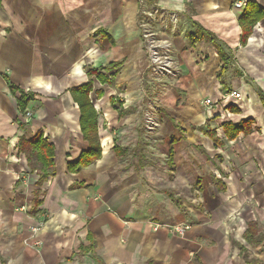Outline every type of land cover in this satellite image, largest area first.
I'll return each instance as SVG.
<instances>
[{
	"label": "crops",
	"instance_id": "0c3cea01",
	"mask_svg": "<svg viewBox=\"0 0 264 264\" xmlns=\"http://www.w3.org/2000/svg\"><path fill=\"white\" fill-rule=\"evenodd\" d=\"M236 1L0 0V264H264V241L246 240L264 233V19L243 42ZM199 29L231 58L226 87L214 44L189 40ZM148 46L181 71L150 125L130 90ZM113 63V85L89 75ZM89 82L101 157L70 170L91 149L72 93ZM38 135L54 150L46 179L20 150Z\"/></svg>",
	"mask_w": 264,
	"mask_h": 264
},
{
	"label": "trees",
	"instance_id": "16d2710c",
	"mask_svg": "<svg viewBox=\"0 0 264 264\" xmlns=\"http://www.w3.org/2000/svg\"><path fill=\"white\" fill-rule=\"evenodd\" d=\"M264 19V8L258 6L255 2L247 1L244 13L240 18L239 22L243 29L242 41H246L248 37L252 34L253 28ZM210 40L214 46L217 48L218 54L222 58L223 66L218 74V79L220 83L226 87L227 82L225 78V73L231 65V58L225 52V50L216 43L215 38L212 34L199 29L196 33L189 35V40L192 45L196 44L202 40ZM123 63H113L102 69H94L89 72V75L96 76L102 84L113 85L116 75L121 69ZM12 91L15 90L13 85H10ZM93 90V85L91 82L73 90V97L76 103H78L81 110V129L84 138L88 140L91 144V149L84 152L77 162L69 164L70 170H74L81 166H86L90 163L92 159H98L101 157V146L99 143V138L97 134V112L90 100V93ZM261 101L264 105V91L258 90ZM32 100V96L28 94H23L18 102L19 110L21 113H25L28 103ZM231 110H236V108H231ZM250 120H243L237 125L226 123L224 125L226 135L229 139L236 138L241 132L245 133V125L249 123ZM230 128H233V133H230ZM208 134L217 141L215 133L209 131ZM20 150L26 155L28 159V164L32 169L41 170L43 172L42 179H46L49 175L54 174V150L53 146L43 140L40 135L35 138L26 141L22 140L20 144ZM246 240L251 245H258L264 241V233H259V230L251 225L246 233Z\"/></svg>",
	"mask_w": 264,
	"mask_h": 264
},
{
	"label": "rangeland",
	"instance_id": "374dc122",
	"mask_svg": "<svg viewBox=\"0 0 264 264\" xmlns=\"http://www.w3.org/2000/svg\"><path fill=\"white\" fill-rule=\"evenodd\" d=\"M156 39L161 41L160 38ZM147 40V43H149V39ZM169 52L170 48H159L154 50L148 46V48H146L147 65L138 76H135L136 80L130 85V90L133 92L132 94L136 96V98L140 97V101L137 102L142 110L140 119L148 125H150V122H155L157 113L156 107L160 106V97L163 91L173 87L178 82L181 75L178 65L174 62L166 67L167 70L165 69V64L170 61L168 58L166 59V57L170 56ZM159 68H163V70ZM111 92L112 94L114 92L115 96L119 94L117 90H112ZM204 100H202L203 105ZM101 104L102 102L97 103V105Z\"/></svg>",
	"mask_w": 264,
	"mask_h": 264
},
{
	"label": "built area",
	"instance_id": "2783aa9c",
	"mask_svg": "<svg viewBox=\"0 0 264 264\" xmlns=\"http://www.w3.org/2000/svg\"><path fill=\"white\" fill-rule=\"evenodd\" d=\"M246 3L245 1H242V0H239V1H236L234 3V7L235 8H238V9H242L246 6ZM165 69L166 67H168V65H165L164 66ZM161 70H163V68H159ZM167 70V69H166ZM226 96L228 97H231L235 100H242L243 99V95L241 94V92H239L238 90H232L231 92H228L226 94ZM220 102L214 98H207L204 100V107L206 108V111H207V115H208V118L210 120H213L215 118L214 116V110H215V107L219 104ZM33 117V113L30 112V111H26L25 112V116H24V119L26 121L32 119ZM151 124L153 122H150ZM190 225L188 224H179V225H174L170 228V231L174 234H177V235H180V236H184L186 234V232L190 229Z\"/></svg>",
	"mask_w": 264,
	"mask_h": 264
},
{
	"label": "bare ground",
	"instance_id": "6f19581e",
	"mask_svg": "<svg viewBox=\"0 0 264 264\" xmlns=\"http://www.w3.org/2000/svg\"><path fill=\"white\" fill-rule=\"evenodd\" d=\"M165 65H168V63H166Z\"/></svg>",
	"mask_w": 264,
	"mask_h": 264
}]
</instances>
